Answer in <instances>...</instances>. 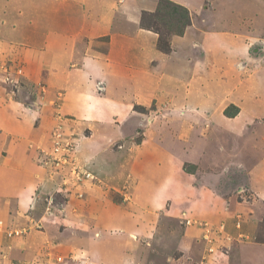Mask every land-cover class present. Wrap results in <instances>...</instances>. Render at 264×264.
<instances>
[{
	"label": "crops",
	"instance_id": "obj_1",
	"mask_svg": "<svg viewBox=\"0 0 264 264\" xmlns=\"http://www.w3.org/2000/svg\"><path fill=\"white\" fill-rule=\"evenodd\" d=\"M169 1L186 8L190 23L182 34L170 36V50L163 52L158 34L140 23L143 13L157 10L159 0H0V46L31 55L28 62L33 64H27L18 86L3 88L0 78V141L9 138L8 149L14 140L25 145L31 133L41 134L33 127L36 116L43 123H58L56 115L46 113L52 111L49 105L37 106L36 94L30 102L24 100L25 81L32 87L42 83L45 103L58 93L63 118L71 114L79 124L75 126L89 128L79 148L83 156L95 155L85 162L93 178L98 164H106L112 181L132 184L130 201L124 204L104 199L91 188L90 197L79 205L84 211L93 210L98 226L104 224L114 232L109 239L110 230L99 228L100 240L89 253L95 261L151 264V255L145 253L141 259L131 237L159 239L157 232L163 230L156 225L159 218L164 225L173 220L178 228L169 241L182 252L179 260L187 257L190 264H212L202 261L209 255L203 237L208 239L212 230L219 231L215 240L228 247L223 264H264V240L254 236L264 219V205L254 200H264V62L258 63L249 49L264 31L257 18L246 28L231 24V18H244V6L255 0ZM152 100L157 106L166 101L179 111L167 117L168 124L144 127L135 147L128 138L113 148L111 142L134 113L132 106L144 107ZM34 103L37 107L30 109ZM184 162L194 170L184 169ZM232 166L246 171L253 199L222 192L220 177ZM16 169L19 176L18 165L12 173ZM37 181L42 190L48 187L47 177L40 175ZM85 184L76 186L82 192ZM65 202L64 209L75 207L70 200ZM61 207L47 206L42 212L55 215L54 209ZM7 214L6 203L0 201V216L7 221ZM150 215H155L152 225L144 221ZM209 223L214 225L210 228ZM119 229L122 234H117ZM5 236L0 237L4 249ZM31 237L35 241L36 236ZM8 242L12 256L28 254L26 239ZM173 258L165 260L172 264Z\"/></svg>",
	"mask_w": 264,
	"mask_h": 264
},
{
	"label": "rangeland",
	"instance_id": "obj_2",
	"mask_svg": "<svg viewBox=\"0 0 264 264\" xmlns=\"http://www.w3.org/2000/svg\"><path fill=\"white\" fill-rule=\"evenodd\" d=\"M163 6L164 5H162L160 11L153 14V16L144 13V25H149L159 32L160 47H164L166 42L169 41L171 36H169L170 30L172 27L174 29L175 24L179 22L173 17L174 15L170 16L169 9ZM0 9L3 8L0 7ZM243 10H246L242 15L244 18H231L233 27L246 28L248 25H254L255 22L253 24V20L257 18V25L263 27L264 31V4L261 3V0H255L252 6L249 4L244 6ZM55 15V12H53L52 16ZM201 16L196 19L200 21ZM202 23L206 25L208 20L206 19ZM263 34L264 33H261V35ZM1 44L2 43H0V45ZM249 49L251 54L256 57L258 63L264 62L263 36H259L253 43L251 42ZM34 57L35 56H33V58ZM31 59V55L27 54V56H25V52L24 55L22 52H16V48L0 46V78L3 81L1 84L2 87L4 88L5 84L10 86L14 84L18 86L20 81L23 80L20 78V75H24L27 72V64H30L28 60ZM30 66L32 67L33 64H30ZM24 83L27 87V90H23L24 92H22L25 102H30L36 94L39 103L37 106L42 105L48 108L47 105H49L52 111L50 112V110L47 109L48 112L46 113L50 114L51 117L56 115L58 117V123L49 124L46 122V124L40 121L41 116H36L34 118L36 123L33 127H35L36 130H41V134L31 133L28 139H25V145L22 144V141L14 140L8 149L7 145L11 142L9 138L8 141L6 139L2 141V143L0 141V201L6 203L10 213L5 216L9 222L0 216V237L6 234L5 238L7 240L5 249L0 244V264H106L104 260L95 261L89 253L90 250L93 252L92 249L95 248L94 243L100 240L99 237L101 235L98 237V234L102 233L99 231V228L104 229V231L110 230L106 232L109 239L114 235V232L104 224L98 226L92 214L93 210L84 211V208L79 207V205H84V197H90L92 193V191H90L91 188L96 189L101 196H104V199L124 204V202L130 201L129 197L132 194V184L129 183V180L119 182L113 179L112 181V175H109L106 164H98V173H95L96 178L92 181L90 180V182H87V180L86 182L84 180L74 182L73 179H70L69 176L71 175L70 170L72 166H69V164L75 162L77 165L82 164L85 166V162L88 158H95L94 154L83 156L79 148L81 138L86 135V133H89L86 131L89 128L86 126L81 130L77 127L79 124L74 123L77 120L73 115L71 116V114L66 115L68 119L66 117L63 118L61 115L62 111L58 109V93L54 100L51 99L52 101L50 100V103H45L44 100L41 99L46 91L42 83H40L38 87L37 85L36 87H32V84L30 85L27 81ZM98 84L100 85V83L96 84V89L101 90ZM30 91L31 94L29 93ZM27 95H29L28 99ZM155 103V100H152L144 107L138 105L132 106L134 113H129L130 116L126 119L127 124L123 128H120L119 136L111 142L113 148L119 146V143L128 138H131L130 141L134 143L133 147H135L140 140L141 132L145 128H150L153 122L168 124L170 119L167 117L179 111L176 107L172 108L168 106L166 101L162 103V105L158 104V106ZM30 105V109L32 106L37 107L35 103L34 105ZM165 108L167 111H163ZM171 111L172 114L170 113ZM230 111H232L231 108L228 109V113H231ZM74 124H77V126ZM114 124L115 126L117 125L116 123ZM127 130L129 131L127 132ZM124 134L128 135L123 136ZM54 142L59 143L57 145L58 152H55L53 149L52 144H55ZM73 147L75 149L74 151L72 149ZM51 150L52 153H54L47 157L44 152L49 151L50 153ZM21 155L23 159L21 158L19 161ZM51 156H53V158H51ZM91 162H93V160ZM14 165H18L20 169L19 172H21V174L19 176L16 175L17 169L12 173V168L15 167ZM194 167L195 166L187 162L183 163V168L186 170L192 171ZM40 175H42V177L44 176V180L45 177H47L49 182L48 185H46L48 187L45 189L44 186L43 190L42 184L40 185V182L37 183V179L40 178ZM107 177L111 178L108 179ZM220 181L223 182V187L221 188L223 193H234V196L236 195L237 198L246 201L253 199L252 194L248 190L247 174L245 170L238 169V167L234 168L233 166L229 167L226 173L220 177ZM83 182L87 184L83 186L84 190L81 192L76 185L83 184ZM33 191L35 192L34 194L32 193ZM36 195L38 196L36 197ZM69 200L75 206L73 209H64L63 206L61 207V203L64 204L66 203L65 201L69 202ZM76 200L79 201V203H77ZM254 200L259 201V205H264V200L258 198ZM94 201H97L95 197ZM29 203L30 207L27 208L26 205ZM52 205H59V207L63 209H61V211L54 209L55 215L44 216L42 211H44L47 206L50 208ZM76 209L80 210V212L75 211ZM17 210H20L21 213L17 212ZM150 216L151 217L143 220L147 224L152 225L155 223V215ZM14 219L16 220L15 223L13 221ZM158 220L159 222L156 225H162L161 227L163 229L161 232H157L158 235H161H159L160 237L158 236L159 239H144L143 237H136V235L131 237V239L138 244L137 248L138 253L141 255V259H143L144 254L147 253L151 255V264H170L169 260H165L166 258L168 259V256L174 257L172 264H190L189 258L187 257H183V260L182 258L179 260L178 257H180L182 252L178 250L175 251L174 244L172 241H169V239L172 240L173 236L175 237L176 234H178V228L175 229L176 227H174L173 220L170 219V221L165 222L166 226L162 223L163 221H161V219L158 218ZM19 221L24 222L21 224ZM262 222L259 231L254 235L255 240H264V222ZM9 224L13 225L10 227ZM201 225L202 227L205 226L204 223H201ZM213 225L210 223L208 224L210 228ZM14 230L18 233H14ZM9 232H12V234L8 235L7 233ZM208 232V239L203 237V240L208 243L209 246L214 243V246L213 249L210 248V251L208 249L209 246L208 248L206 247L207 250L205 251L209 255L202 258V261L204 260L203 263H205V261L211 260L210 263L212 264H223V256L225 255V251L228 250V247H224L223 240H215V237L219 234L216 232L219 231L212 232V230H209ZM214 232L216 233L215 235ZM118 233L122 234V230L119 229V231H117V234ZM32 235L36 236L35 241L32 239ZM20 238L22 240H27L26 252H28V254L24 258L12 256L9 251V249H13L11 246L12 244L8 242L9 239L10 242H13V240L15 242ZM135 248L136 247H134L133 250ZM197 248L198 247L194 250L196 253ZM119 250H121V248H119ZM199 254L200 252L198 251V255ZM137 258L139 259L140 257ZM132 264H140V261H135V263L133 262Z\"/></svg>",
	"mask_w": 264,
	"mask_h": 264
},
{
	"label": "trees",
	"instance_id": "obj_3",
	"mask_svg": "<svg viewBox=\"0 0 264 264\" xmlns=\"http://www.w3.org/2000/svg\"><path fill=\"white\" fill-rule=\"evenodd\" d=\"M162 5L166 6V8L169 9L170 16L174 15L173 17H175L179 21V22H177L175 24L174 29L172 27V29L169 32L170 33L169 36L172 35V34H182L183 31H184L185 26L190 23L189 13L186 10V8H184L183 6L175 4V3H173V2H171L169 0H159L157 10L155 12H153V13H146V14H149V15L153 16V14H156L157 12L160 11V7ZM140 22H141V25L143 27L148 28V29H152L153 31L158 33V42H157L158 43L157 44L158 48L160 50H162L163 52H168L170 50L169 41L166 42L164 47H160V45H159V41H160L159 32L157 30H154L153 28H151V26H149V25H144V22H145L144 13L142 14ZM229 114H231V113H229Z\"/></svg>",
	"mask_w": 264,
	"mask_h": 264
},
{
	"label": "built area",
	"instance_id": "obj_4",
	"mask_svg": "<svg viewBox=\"0 0 264 264\" xmlns=\"http://www.w3.org/2000/svg\"><path fill=\"white\" fill-rule=\"evenodd\" d=\"M99 85V84H98ZM100 89L102 88V85H99ZM55 144H52L53 145V149L55 152H58V142H54ZM68 148V147H67ZM73 151L75 150L74 147L72 148ZM66 151V150H65ZM54 153V152H53ZM52 153V150L50 151H46L44 152V154H46V156L48 157L49 155L53 154ZM51 158H53V156H51ZM72 166L70 172H71V175L69 176L70 179H73L74 182H80L82 180L86 181V180H93V175L91 173V171L88 169V167L80 164V165H77L75 162H73V164H69V166ZM84 166V167H83ZM186 223H189V219H187L185 221ZM14 233H18L17 231L14 230ZM8 235H11L12 232H9L7 233Z\"/></svg>",
	"mask_w": 264,
	"mask_h": 264
}]
</instances>
